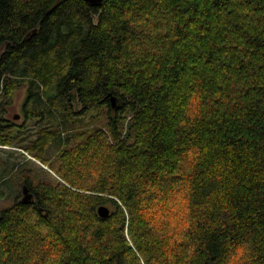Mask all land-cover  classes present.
Returning a JSON list of instances; mask_svg holds the SVG:
<instances>
[{
    "label": "trees",
    "instance_id": "16d2710c",
    "mask_svg": "<svg viewBox=\"0 0 264 264\" xmlns=\"http://www.w3.org/2000/svg\"><path fill=\"white\" fill-rule=\"evenodd\" d=\"M20 87L59 178L0 208V264H264V0H0Z\"/></svg>",
    "mask_w": 264,
    "mask_h": 264
},
{
    "label": "rangeland",
    "instance_id": "374dc122",
    "mask_svg": "<svg viewBox=\"0 0 264 264\" xmlns=\"http://www.w3.org/2000/svg\"><path fill=\"white\" fill-rule=\"evenodd\" d=\"M53 91V90H52ZM25 88H19L16 93L15 102L9 105L10 116L12 113H19L23 118L22 104L26 98ZM79 112V107H74V112ZM22 122V119L20 120ZM57 122L49 119L40 123L30 122L28 129L22 132L21 138H14L13 144L1 146L0 143V208L12 205L21 196V185L18 180H25L29 176L33 185L39 181H54L59 176L50 168V165L43 163L22 146L28 140V136L33 133V138L38 135L39 129L45 126L55 127ZM57 153L56 148L51 147L46 154L47 158H53Z\"/></svg>",
    "mask_w": 264,
    "mask_h": 264
},
{
    "label": "flooded vegetation",
    "instance_id": "af4514ba",
    "mask_svg": "<svg viewBox=\"0 0 264 264\" xmlns=\"http://www.w3.org/2000/svg\"><path fill=\"white\" fill-rule=\"evenodd\" d=\"M20 88H22V87H20ZM23 88H25V92L27 93L25 101L22 104L23 118H22V115H20L19 113H12L11 116L9 115L10 110L8 109V106L14 104L17 91L13 97V103L12 104H8V102H6V100L0 101V130H1V134L4 135V134L10 132V134H12V139L19 138V137L21 138L22 132L28 129L30 122L40 123L38 116H33L32 114H29L26 110V108H27L26 107V99L28 96V91H27L26 87H23ZM21 119H22V122H20ZM32 136H33V133L30 136H28V140H25L26 143L33 139ZM1 146H6V145H1ZM18 182H19V185H21V191H22V187L24 184H27L29 186L30 190H32L28 181L18 180Z\"/></svg>",
    "mask_w": 264,
    "mask_h": 264
},
{
    "label": "water",
    "instance_id": "95a60500",
    "mask_svg": "<svg viewBox=\"0 0 264 264\" xmlns=\"http://www.w3.org/2000/svg\"><path fill=\"white\" fill-rule=\"evenodd\" d=\"M88 4L92 6H100L103 0H85ZM112 106L116 108L118 106L117 97L112 95L111 96ZM36 197L34 193L30 190L27 184H24L21 191V197L19 199L22 203H33L35 202ZM98 213L101 217H107L110 214V208L107 205H101L98 207Z\"/></svg>",
    "mask_w": 264,
    "mask_h": 264
}]
</instances>
